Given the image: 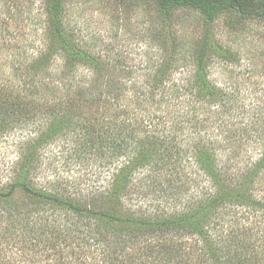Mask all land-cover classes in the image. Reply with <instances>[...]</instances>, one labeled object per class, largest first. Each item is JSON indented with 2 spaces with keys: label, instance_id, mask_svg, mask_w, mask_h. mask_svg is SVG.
<instances>
[{
  "label": "trees",
  "instance_id": "obj_1",
  "mask_svg": "<svg viewBox=\"0 0 264 264\" xmlns=\"http://www.w3.org/2000/svg\"><path fill=\"white\" fill-rule=\"evenodd\" d=\"M45 2V48L0 71V144L27 131L5 148L17 150L0 183V224L16 245L32 251L34 264H75L92 254L94 264H264V113L252 114L246 100L206 78L215 63L208 39L194 53L180 43L172 55L179 58L172 63L169 54L150 81H125L122 74L137 70L123 66V53L104 58L87 48L66 20L68 0ZM149 6L155 25L167 28L184 10L199 12L208 26L232 14L264 21V0ZM0 47L11 46L0 36ZM193 54V80L174 82L175 63ZM57 58L64 63L54 68ZM60 143L72 165L104 162V186L83 192L78 177L49 179L44 150ZM251 150L257 158L243 162ZM187 168L191 176L181 179ZM199 185L203 192L185 197ZM147 237L170 241L151 247L152 262L143 258Z\"/></svg>",
  "mask_w": 264,
  "mask_h": 264
},
{
  "label": "rangeland",
  "instance_id": "obj_2",
  "mask_svg": "<svg viewBox=\"0 0 264 264\" xmlns=\"http://www.w3.org/2000/svg\"><path fill=\"white\" fill-rule=\"evenodd\" d=\"M45 1L0 0V36L11 46L8 51L4 47H0V57L3 58L0 61V65H3L0 66L2 73V70H7L12 63L33 60L31 54L45 48L43 40L46 19ZM149 5L150 0H68L66 20L70 23L75 38L78 40L83 38L88 41L84 45L97 54L101 53L104 58H110L113 57L111 54L123 53V66L126 68L135 67L137 70V73L131 77L122 74L121 79L125 81L132 79L141 82L150 81L152 77L159 75L157 73L158 66L165 61L169 54L168 58L172 63L173 60L179 58L177 56L173 58L172 55H174V49L181 45L180 43L183 42L182 47H185L190 53H194L201 49L205 40L208 39L206 49L210 53H215L213 54L215 63L212 65L210 75L206 78L216 84L222 94L246 100L247 110L252 114L264 113V21L244 20L238 14H232L222 16L218 21L208 26L199 12L184 10L176 14L180 22L173 23L167 28L163 25H155L156 14ZM12 46L15 47L12 48ZM216 46L217 48H215ZM4 59L5 62H3ZM62 63L64 61L57 58L53 67L58 68L62 66ZM175 64L173 68L177 66L178 72L174 76L176 78L174 82H181V78L184 81L193 80L192 72L196 69L194 54L193 57L188 55L186 62L180 60ZM252 107L253 109H251ZM23 133L24 135H20L21 132L18 135H13L8 142L11 144L13 140H22V136H25L27 131ZM214 134L215 132L212 130L209 135ZM76 140L73 138V141ZM10 144H0L1 184L7 183L8 177H10L7 165L9 160H13L17 150V148H15V152L6 150L5 148H10ZM253 150L249 155L247 154L243 162L247 163L250 158L251 160L257 158V154L251 155L252 152H256ZM44 155L46 158L43 159L48 166V175L51 171L54 172L53 177L47 175L49 179L56 180L55 173L58 174L59 179L66 176L71 182L78 177L79 190L83 192L96 186L100 188L108 181L104 170H102L104 162H98L95 165V161L91 157L85 160L82 165H78L80 169L84 170L81 173L83 177L80 179L79 168L77 165H72L75 160L70 156L69 148L65 144H54L46 148ZM187 163L183 162V167ZM76 169L77 173L74 176ZM191 169L187 168L179 173L180 178L191 176ZM195 178L196 175L190 179L194 180ZM203 186L187 188L185 197L199 195L203 192ZM160 197L158 194H153L154 199ZM141 203L146 207L149 202ZM150 207L153 208V203ZM76 222V218L67 221L68 224H76ZM147 240V242H142L141 246H144L142 249V253L145 252L143 258L146 257L145 259L150 262L154 258L151 256L153 255V251L151 252L153 245H156V249H160L159 247L165 243L170 245L168 240L159 241L149 237ZM129 252L132 251L129 250ZM92 255H89L86 261L75 260L74 262L75 264H94L96 259H92L94 256ZM95 257L101 260L100 256ZM32 258H35L32 251H22V247L16 245L15 240L10 236V229L6 222L0 224V262L5 260L9 264H34L35 259ZM99 264L102 263L99 262Z\"/></svg>",
  "mask_w": 264,
  "mask_h": 264
}]
</instances>
